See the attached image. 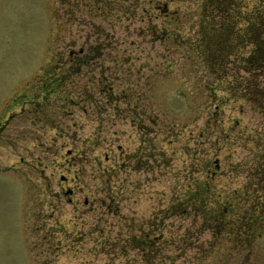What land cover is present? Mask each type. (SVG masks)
Instances as JSON below:
<instances>
[{"label": "rangeland", "instance_id": "rangeland-1", "mask_svg": "<svg viewBox=\"0 0 264 264\" xmlns=\"http://www.w3.org/2000/svg\"><path fill=\"white\" fill-rule=\"evenodd\" d=\"M262 1L0 0V264H264V228L181 213L264 196V114L196 36L200 4Z\"/></svg>", "mask_w": 264, "mask_h": 264}, {"label": "trees", "instance_id": "trees-1", "mask_svg": "<svg viewBox=\"0 0 264 264\" xmlns=\"http://www.w3.org/2000/svg\"><path fill=\"white\" fill-rule=\"evenodd\" d=\"M205 5L200 4L196 30L200 54L209 58L220 79L234 67L242 72L240 78L238 74L232 75V79L224 80L216 88L228 97L242 98L264 114V1L262 4H211L210 10ZM235 41L240 53L233 49ZM261 155L259 167L264 170V152ZM217 196L210 193L206 203L204 195H196L181 213L192 210L202 218L201 224L216 228L214 232H224L229 241L238 236L241 242L250 240L257 234L256 230L260 232L264 228L258 226L260 217L264 218V196L250 200L237 194Z\"/></svg>", "mask_w": 264, "mask_h": 264}]
</instances>
